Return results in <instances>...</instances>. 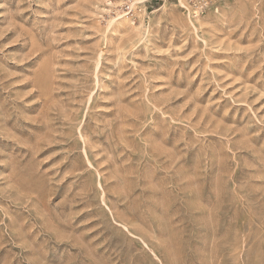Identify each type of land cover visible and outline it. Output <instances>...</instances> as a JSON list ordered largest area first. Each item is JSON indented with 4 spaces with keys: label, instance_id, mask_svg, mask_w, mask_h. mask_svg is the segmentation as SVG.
I'll use <instances>...</instances> for the list:
<instances>
[{
    "label": "rangeland",
    "instance_id": "374dc122",
    "mask_svg": "<svg viewBox=\"0 0 264 264\" xmlns=\"http://www.w3.org/2000/svg\"><path fill=\"white\" fill-rule=\"evenodd\" d=\"M133 1L0 0V264H264V0Z\"/></svg>",
    "mask_w": 264,
    "mask_h": 264
},
{
    "label": "built area",
    "instance_id": "2783aa9c",
    "mask_svg": "<svg viewBox=\"0 0 264 264\" xmlns=\"http://www.w3.org/2000/svg\"><path fill=\"white\" fill-rule=\"evenodd\" d=\"M178 4H179V0ZM219 0H184L185 6H181L184 10L192 12V14H198L203 11L209 10L218 3Z\"/></svg>",
    "mask_w": 264,
    "mask_h": 264
},
{
    "label": "bare ground",
    "instance_id": "6f19581e",
    "mask_svg": "<svg viewBox=\"0 0 264 264\" xmlns=\"http://www.w3.org/2000/svg\"><path fill=\"white\" fill-rule=\"evenodd\" d=\"M145 0H135V2H144ZM134 2V1H133ZM134 2V3H135ZM182 4V5H181ZM179 5H181V6H185L186 4H185V2H184V0H179ZM119 14V13H118ZM126 15H127V13H125ZM125 14H121V15H119L117 18H114V20L113 21H117V20H119V22L120 23H122V22H125V18H126V15ZM187 16L189 17V19H197V17L196 16H192L191 15V12H190V10H189V12L187 13ZM129 19V18H128ZM130 20V19H129ZM128 20V21H129ZM126 21H127V19H126ZM111 23H113V22H111Z\"/></svg>",
    "mask_w": 264,
    "mask_h": 264
}]
</instances>
